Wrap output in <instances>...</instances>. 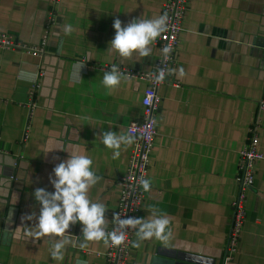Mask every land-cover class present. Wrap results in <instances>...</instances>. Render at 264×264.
Segmentation results:
<instances>
[{
    "label": "crops",
    "instance_id": "obj_1",
    "mask_svg": "<svg viewBox=\"0 0 264 264\" xmlns=\"http://www.w3.org/2000/svg\"><path fill=\"white\" fill-rule=\"evenodd\" d=\"M163 1L0 0V33L37 44L48 27L39 55L0 47V264H103L108 243L85 241L82 222L66 230L70 242L62 260L51 256L60 237L26 234L38 223L33 193L38 187L54 191L49 177L70 153L87 155L100 177L88 196L105 205L108 232L132 142L122 141L113 159L100 135H127L129 121L140 117L146 81L122 75L109 90L103 77L111 70L107 65L151 69L157 51L153 44L149 56L120 57L110 50L113 22L158 18ZM263 46L264 0H188L171 73L157 89V132L146 177L151 187L137 216H166L171 234L138 240L135 229L126 264H264V114L257 107ZM78 62L84 63L82 80L73 82ZM256 116L262 119L263 157L254 162L245 192L237 247L224 261L238 151Z\"/></svg>",
    "mask_w": 264,
    "mask_h": 264
},
{
    "label": "clouds",
    "instance_id": "obj_2",
    "mask_svg": "<svg viewBox=\"0 0 264 264\" xmlns=\"http://www.w3.org/2000/svg\"><path fill=\"white\" fill-rule=\"evenodd\" d=\"M167 15L159 16L155 19H133L131 22L122 26L119 18L114 19L113 28L115 29L114 38L110 41V50L115 51L120 57L130 59L133 53L140 57L151 55L153 45L157 38L161 36L168 28ZM71 27L65 28L66 33H70ZM166 55L172 51L171 46H165L162 49ZM169 57V55H168ZM84 63H76L73 66L71 79L73 82L82 80L80 69ZM171 73V70L169 74ZM165 71L159 70L156 76L157 82H163ZM122 74L118 66L113 64L110 71L105 72L103 85L106 89L112 90L119 86ZM101 136L102 143L108 149H113V159L120 156L119 149L121 142L131 143L136 137L132 135H117L115 132H103ZM93 161L87 155L72 152L67 160L61 161L53 168V176L49 177L54 191H48L45 188L38 187L34 190L35 200L40 205L38 223L34 230L27 231V235L36 239L42 237H60L59 242L51 250V256L54 260L63 259L65 244L70 242V238L65 236L66 230L70 224L82 222L84 225L82 234L85 241L104 240L108 243L109 239L112 245L119 246L125 240V232L122 229L131 227L137 229L136 236L138 240L150 239L156 237L161 240H167L171 234L169 229V219L166 216H154L153 219L145 220L143 218L128 217L120 219L118 213H114L113 222L119 225L111 232L106 231L107 221L104 213L105 205L94 203L88 196L89 189L94 186L100 177L93 171ZM139 184L144 191H149L151 182L141 178ZM156 213V210H153ZM28 215L26 219H33ZM166 230L167 233H166ZM81 244L80 247H86ZM134 247H138L137 242H133Z\"/></svg>",
    "mask_w": 264,
    "mask_h": 264
},
{
    "label": "built area",
    "instance_id": "obj_3",
    "mask_svg": "<svg viewBox=\"0 0 264 264\" xmlns=\"http://www.w3.org/2000/svg\"><path fill=\"white\" fill-rule=\"evenodd\" d=\"M187 2L188 0H164L162 2L159 16L167 15L168 28L154 43L157 51L151 69L134 70L117 65L122 75L140 78L146 81V86L141 97L140 117L131 119L126 126L127 135H132L136 138L132 141L125 172L117 180L119 194L114 213H118L120 219H126L128 217L137 218L140 210L145 191L139 184V180L141 178L146 180L150 164V154L157 132L156 118L160 101L157 89L160 84L167 80L168 74L174 64L178 45V34L182 29V19L185 16ZM52 18L53 11L49 14V20H52ZM47 28L40 42L37 44L26 43L13 39L6 33H0V47L18 48L26 53L39 55L44 51ZM169 45L172 51L168 54V57V55L163 53L162 49ZM107 67L111 69L112 65H107ZM160 69L165 71V77L162 83L156 81V76L159 75ZM36 86V83L32 84L33 90ZM30 94H32V91H30ZM34 103V101H30V106H33ZM257 107L264 114V77L262 93L258 99ZM261 121L262 119L259 116H256L251 121L247 128V140L238 151L237 171L235 174L236 193L231 201L232 215L223 256L224 261L230 258V252L235 251L237 247L245 215V192L253 183L254 162L263 157V153L259 148V128ZM26 135L25 133L24 137ZM114 228H119V225L112 221L108 232H111ZM122 231L125 232L126 237L123 244L119 246L112 245L109 239L106 249L102 252L103 264H126L135 229L126 227Z\"/></svg>",
    "mask_w": 264,
    "mask_h": 264
},
{
    "label": "water",
    "instance_id": "obj_4",
    "mask_svg": "<svg viewBox=\"0 0 264 264\" xmlns=\"http://www.w3.org/2000/svg\"><path fill=\"white\" fill-rule=\"evenodd\" d=\"M264 47V46H263Z\"/></svg>",
    "mask_w": 264,
    "mask_h": 264
}]
</instances>
